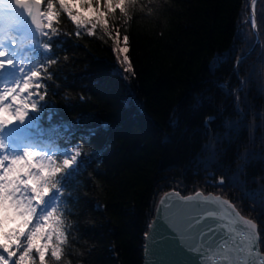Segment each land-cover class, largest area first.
Returning a JSON list of instances; mask_svg holds the SVG:
<instances>
[{
    "label": "trees",
    "instance_id": "1",
    "mask_svg": "<svg viewBox=\"0 0 264 264\" xmlns=\"http://www.w3.org/2000/svg\"><path fill=\"white\" fill-rule=\"evenodd\" d=\"M262 14L259 0L255 46L253 28L241 23L248 0H140L126 24L117 10L135 75L122 71L99 28L77 37L61 14L58 59L40 101L57 115L29 114L45 142L80 145V170L65 189L72 213L60 264H144L145 233L171 190L230 199L258 224L264 253ZM77 119L67 131L60 126Z\"/></svg>",
    "mask_w": 264,
    "mask_h": 264
},
{
    "label": "snow or ice",
    "instance_id": "2",
    "mask_svg": "<svg viewBox=\"0 0 264 264\" xmlns=\"http://www.w3.org/2000/svg\"><path fill=\"white\" fill-rule=\"evenodd\" d=\"M139 4L140 0H0V264H60L68 245L65 213H72V197L70 192L65 196V189L80 170V145L60 150L54 140L45 142L39 118L29 115L42 110L49 111L48 120L57 115L40 101L47 95L44 81L53 75L48 67L58 59L53 45L60 43L61 14L75 25L77 37L80 29L94 36L99 28L113 41L122 71L135 75L129 37L121 36L114 21L119 10L126 24ZM248 4L250 18L241 23L257 30V0ZM16 37L28 43L17 49ZM212 119L207 117L205 123ZM80 122L60 126L67 131ZM87 132L95 135L91 128ZM218 183H224L222 177ZM160 204L158 212L173 211L172 230L181 237L180 250L197 254L191 264H264L258 225L230 200L202 191L181 197L174 191ZM150 227L164 226L157 220ZM157 234L146 232L145 237L155 239Z\"/></svg>",
    "mask_w": 264,
    "mask_h": 264
},
{
    "label": "water",
    "instance_id": "3",
    "mask_svg": "<svg viewBox=\"0 0 264 264\" xmlns=\"http://www.w3.org/2000/svg\"><path fill=\"white\" fill-rule=\"evenodd\" d=\"M258 1L259 0H257V2ZM250 15H251V13H250ZM255 18L257 21V17H255ZM254 32L257 36V42L255 44V46H256L260 42V36H259L258 28H257V30H254ZM252 52H253V49L249 53H247L245 56H248ZM174 191L175 190H171L165 194H170ZM175 192H179V191H175ZM179 193H180L181 197L194 195V193L189 194V195H183L181 192H179ZM165 194L163 195V197L161 199L165 198ZM203 194L205 196H208L209 194H213L216 196H220L226 200H229L228 198H226L220 194H215L213 192H210L207 194H205L203 192ZM172 202L173 203L175 202V197H173ZM232 204H234V203L232 202ZM161 207L162 206L159 202L155 218L153 219L151 225H153L154 221L159 220V224L163 225L164 227H157V228L150 227L149 233H151L153 231H158L159 234H157L155 236V239H151V238H147V237L145 238L146 244H145V253H144V264H191L192 261L197 259V254L186 253V252H182L180 250L181 237H180L178 232L172 230V221L174 220L173 211L172 210H165L164 212L160 213V212H158V209ZM241 215H243V214L241 213ZM246 218H248V217H246ZM248 219H250V218H248ZM258 231H259V226H258ZM259 235H260V233H259ZM260 241H261V237H260ZM260 241H259V251L261 254H264L262 249H261ZM185 242H187L186 239H185Z\"/></svg>",
    "mask_w": 264,
    "mask_h": 264
},
{
    "label": "bare ground",
    "instance_id": "4",
    "mask_svg": "<svg viewBox=\"0 0 264 264\" xmlns=\"http://www.w3.org/2000/svg\"><path fill=\"white\" fill-rule=\"evenodd\" d=\"M230 200V199H229Z\"/></svg>",
    "mask_w": 264,
    "mask_h": 264
}]
</instances>
